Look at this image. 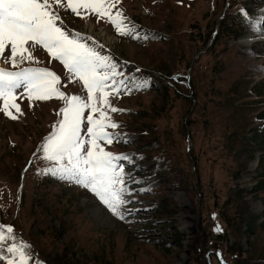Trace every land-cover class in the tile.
<instances>
[{
  "label": "rangeland",
  "instance_id": "374dc122",
  "mask_svg": "<svg viewBox=\"0 0 264 264\" xmlns=\"http://www.w3.org/2000/svg\"><path fill=\"white\" fill-rule=\"evenodd\" d=\"M117 9L140 39L84 10L69 12L67 28L85 29L90 17L96 32L118 34L109 44L119 70L127 76L131 64L148 81L136 95L110 96L124 110L109 113L115 131L133 142L105 148L140 154L125 170L131 187L150 191H137V211L121 220L89 189L41 174L50 162L38 149L63 101L25 94L18 119L0 112V224L45 264H264V0H120ZM33 56L31 66L61 76V91L81 93L46 50ZM0 67L12 70L2 58Z\"/></svg>",
  "mask_w": 264,
  "mask_h": 264
},
{
  "label": "snow or ice",
  "instance_id": "6c2138e0",
  "mask_svg": "<svg viewBox=\"0 0 264 264\" xmlns=\"http://www.w3.org/2000/svg\"><path fill=\"white\" fill-rule=\"evenodd\" d=\"M119 2L0 0V58L12 66V70L0 67V101H3L0 112L10 119H18L17 114L22 115L23 111L16 99L25 94L30 102L53 97L63 101L58 113L61 119L38 149L50 166L39 171L89 189L111 214L123 220L137 211L129 207L135 202L137 191L150 189L131 187L138 182L125 170L126 164L136 167V161L143 159L140 154H115L105 148L113 142H133L127 134L115 131L122 125L109 113L124 110L113 107L110 96L145 89L149 84L136 76H126L113 57L101 54L89 43L94 42L92 37L67 28L69 12L82 16L84 10V17L92 14L98 20L105 18L118 34L140 39L138 26L131 23L122 10L113 12ZM240 15L250 19L244 9L240 10ZM143 38L147 39V34ZM37 48L46 50L63 65L67 73L65 80L78 84L80 94L61 91L64 85L55 71L31 66L33 62L40 63L33 56ZM26 61L29 66L22 67ZM216 231L221 229L217 227ZM2 261L6 264H45L31 252L30 244L15 242L13 226L0 224Z\"/></svg>",
  "mask_w": 264,
  "mask_h": 264
},
{
  "label": "bare ground",
  "instance_id": "6f19581e",
  "mask_svg": "<svg viewBox=\"0 0 264 264\" xmlns=\"http://www.w3.org/2000/svg\"><path fill=\"white\" fill-rule=\"evenodd\" d=\"M95 26H96L95 23H93L91 20L87 22V27H88L89 31H91V32L95 33L97 36L101 37L103 39V41H105L109 46L112 45L109 43L118 41L114 35L109 34L108 32H106L102 28L99 30V32H96L97 29L95 30Z\"/></svg>",
  "mask_w": 264,
  "mask_h": 264
},
{
  "label": "built area",
  "instance_id": "2783aa9c",
  "mask_svg": "<svg viewBox=\"0 0 264 264\" xmlns=\"http://www.w3.org/2000/svg\"><path fill=\"white\" fill-rule=\"evenodd\" d=\"M85 29L84 31L88 32L89 34H92L94 37H97L98 39H100L104 44H106L110 49L114 50L113 47L109 46L105 41H103L102 38H100L99 36H97L95 33L89 31L88 27H87V24L85 25ZM101 29V28H100Z\"/></svg>",
  "mask_w": 264,
  "mask_h": 264
},
{
  "label": "trees",
  "instance_id": "16d2710c",
  "mask_svg": "<svg viewBox=\"0 0 264 264\" xmlns=\"http://www.w3.org/2000/svg\"><path fill=\"white\" fill-rule=\"evenodd\" d=\"M260 183V182H259ZM263 184H261V186H262Z\"/></svg>",
  "mask_w": 264,
  "mask_h": 264
}]
</instances>
